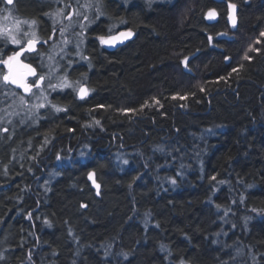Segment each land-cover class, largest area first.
Segmentation results:
<instances>
[{"label": "trees", "instance_id": "obj_1", "mask_svg": "<svg viewBox=\"0 0 264 264\" xmlns=\"http://www.w3.org/2000/svg\"><path fill=\"white\" fill-rule=\"evenodd\" d=\"M103 2L134 37L109 50L95 19L69 70L89 95L0 131V264H264V0Z\"/></svg>", "mask_w": 264, "mask_h": 264}, {"label": "rangeland", "instance_id": "obj_2", "mask_svg": "<svg viewBox=\"0 0 264 264\" xmlns=\"http://www.w3.org/2000/svg\"><path fill=\"white\" fill-rule=\"evenodd\" d=\"M82 1L84 4L82 10L80 7L73 5L65 6L63 9L55 11L53 22L56 25H60V29L57 37L54 38L55 35H52V41L51 39L48 41L45 47L46 51L42 50L39 53V63L41 64L42 71L34 79L37 80L38 86L34 85L30 94L16 93L1 79L0 87L3 90H0V131L2 133L5 132L4 129L8 130L6 132H15L18 130L28 131L35 128L41 118L61 112L56 111L52 105L65 109L63 105L54 101L52 97L54 93L63 92L67 89L79 92V88L83 85L82 78L73 80L69 76V70L73 65L83 60L86 34L95 22V8L92 0ZM149 1L161 2L170 0ZM85 5L89 6L85 7ZM119 23V21H115L109 24L106 29L108 33L109 29H111V33L116 31ZM0 25V30H2L6 29L9 24L1 23ZM12 28L15 29V35L20 41V45H26L27 48H29L27 41L29 39L35 40L39 35L36 24L32 22L18 20L15 28ZM35 47L33 45L31 48ZM40 76L44 77L43 81H38V77ZM61 83H67L70 87H60ZM50 84L56 87H50ZM21 98H23V101ZM41 104L44 107H38ZM210 132L213 131L210 130Z\"/></svg>", "mask_w": 264, "mask_h": 264}, {"label": "flooded vegetation", "instance_id": "obj_3", "mask_svg": "<svg viewBox=\"0 0 264 264\" xmlns=\"http://www.w3.org/2000/svg\"><path fill=\"white\" fill-rule=\"evenodd\" d=\"M46 3L47 9H46V14L49 16H51L53 18V15L55 14L56 10H61L63 9L65 6H73L75 5L76 7H80V9L82 10L83 8V1L82 0H43ZM117 2H119L122 6H127L129 4V0H116ZM17 2L18 0H12V3L9 4L7 3V0H0V24L1 23H8V27L6 29L11 31V34L15 35V29H13L12 27L15 28L16 23L18 20L21 21H25V22H32L35 21V24L38 28L39 31V25L38 22L32 18L31 16H23V15H19L18 14V6H17ZM92 3L94 4V8H95V12L99 13H95V19H105L106 20V26H108L109 24H111L113 22V18H111L110 16H108L106 9H105V5L103 0H92ZM150 3V1H149ZM50 8H52V12L50 13ZM101 13V15H100ZM97 14V15H96ZM105 15V16H103ZM55 25V32H59L60 29V25ZM1 26V25H0ZM124 29H129L128 27L124 28H118V30L113 33L112 35H115L116 33H118L121 30ZM100 36H105L107 37L108 35H99L96 38L98 39V37ZM16 39L18 40V38L16 37ZM50 39L49 38H45L43 37L40 33L38 35V37L35 39L36 42L34 45L36 46L35 48H27V46H22L19 44H14L12 43L11 39L5 35V34H0V60H7V57L12 55L13 53L16 52H23V60H25L26 62L29 63H39V58L40 55L39 53L42 50H46V46L47 43ZM99 40V39H98ZM104 45V44H102ZM105 46V45H104ZM35 66H37L38 70H39V75H40V68L38 67V65L34 64ZM0 69L3 70L5 72L4 75H8L9 72V67L8 65L4 64V63H0ZM2 76V77H3ZM1 77V78H2ZM35 78H31L28 80L29 84H32ZM3 80V79H2ZM6 82L12 89H15L18 92H22V90H19L17 88H15L14 86H12V84L10 83V81H4ZM83 86V85H82ZM32 92V91H31Z\"/></svg>", "mask_w": 264, "mask_h": 264}, {"label": "snow or ice", "instance_id": "obj_4", "mask_svg": "<svg viewBox=\"0 0 264 264\" xmlns=\"http://www.w3.org/2000/svg\"><path fill=\"white\" fill-rule=\"evenodd\" d=\"M7 3L11 4L12 3V0H7ZM89 5H85V7H88ZM233 8H235V5H232ZM77 15H79V13H77ZM208 17L209 18H213L215 16V12L214 10H210L208 13H207ZM69 19H71V17H69ZM85 19H87V17H85ZM33 23H35V21H33ZM234 23V22H233ZM0 34H5L7 35L12 43L14 44H19L20 41L16 39V37L14 35L11 34V31L8 30V29H2L0 30ZM34 35V34H33ZM133 35V33L131 32H120L119 34L117 35H112L111 34V29H109V35L107 37L105 36H100L98 37L99 39V42L101 44H105V45H108V46H114L117 42H123L124 40L130 38L131 36ZM261 36H264V32L260 33ZM209 39H211L209 37ZM36 42L38 41H35L33 39H29L27 41V44H28V47L31 48ZM257 43H259V40H257ZM250 50H253V51H259L258 49H250ZM19 56H20V53L19 52H16L14 53L13 55L11 56H8L7 57V60H0V63H5V64H8L9 66V74L8 75H4L2 77V79L4 81H10L12 84H17L19 87H22L26 92H29L31 90V88L36 85L38 86V83H37V80H34L32 84H27L24 82V79L27 75H33L35 76V69H33L30 65H25V64H20L19 62ZM245 59H249V57H245ZM13 62H15V64L18 66V70L13 72ZM184 63L185 67H187V58H185V60L182 62ZM233 71H236V69H233ZM44 80V77L43 76H40L38 77V81H43ZM50 87H53L55 88L56 86H53V85H49ZM60 87H70L69 84L67 83H61L59 85ZM201 91H203V88H201ZM88 95V90L86 88H79V96L81 99H83L85 96ZM174 99L176 97H173ZM185 97H180V99H184ZM22 101H23V98H21ZM156 103H159V101H156ZM38 107H44L43 104L39 105ZM53 108H55L56 111H66V109H61L59 107H57L56 105H52ZM124 111H133L135 112L136 110L135 109H130V110H124ZM96 123H99V121H97ZM4 131H8L7 129H4ZM60 157H57V159H59ZM124 163H128L127 161H124ZM95 173L94 172H91L88 174V178L90 180H92L93 184L95 185L96 189H97V194H99V189H100V185L96 183L95 179ZM212 179H215V177H212ZM173 184L176 183L175 180L172 181ZM86 207V206H85ZM255 211V209L253 210ZM181 264H183V262H181Z\"/></svg>", "mask_w": 264, "mask_h": 264}, {"label": "water", "instance_id": "obj_5", "mask_svg": "<svg viewBox=\"0 0 264 264\" xmlns=\"http://www.w3.org/2000/svg\"><path fill=\"white\" fill-rule=\"evenodd\" d=\"M230 22L234 26L236 25V16H235V11L234 10L231 11ZM120 32H125V33L131 32V33H133V35L130 38L124 40L122 43L121 42H117L114 46H108V45H105L104 44L107 49H109V50H115V49H117V48L125 45L130 39H132L134 37V32L132 30H130V29L121 30L118 33H116L115 35L119 34ZM19 53H20V56H19V62H20V64L30 65L33 69H35V73H36L35 76H33V75H27L25 77V79H24V82L27 83V84H29L28 83V80L31 79V78H36L39 75V70H38L37 66H35L33 63H29V62H26L25 60H23V52L22 51L19 52ZM13 64H14V66H13V72H15V71L18 70V66L15 64V62H13ZM8 74H9V72H8ZM12 86H14L15 88H17L19 90H22V92L25 93V94H30L31 91H32V88H31V90L29 92H26L22 87H19L17 84H12ZM81 87L86 88L88 90V95H89V88H88V86L87 85H83ZM87 96H85L83 99H85Z\"/></svg>", "mask_w": 264, "mask_h": 264}]
</instances>
